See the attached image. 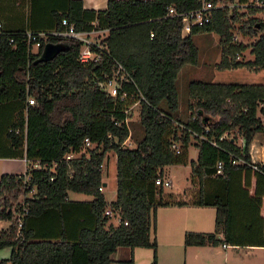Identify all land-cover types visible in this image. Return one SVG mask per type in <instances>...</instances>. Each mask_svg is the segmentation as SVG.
Listing matches in <instances>:
<instances>
[{
  "label": "trees",
  "instance_id": "16d2710c",
  "mask_svg": "<svg viewBox=\"0 0 264 264\" xmlns=\"http://www.w3.org/2000/svg\"><path fill=\"white\" fill-rule=\"evenodd\" d=\"M170 5L186 11L197 2L107 0L104 9L94 10L84 8L81 0H69L63 17L50 31L61 29L62 19L77 31H106L101 41L107 52L98 63H80V41L54 36L48 42H63L67 47L52 60L35 62L43 46L36 54L28 52L26 30L0 33V105L20 104L12 121L0 118V157L27 163L24 174L0 175V219L9 221L0 230V249L10 248L9 257L0 259V264H110L111 254L124 246L152 248L151 264H156L157 243L150 239L156 228V210L185 204L155 184L163 179V167L187 163L190 138L198 148L196 160L190 161L192 177L215 174L218 162H222L219 171L245 167L230 163L231 156H239L242 150L249 161L252 136L264 131L257 115L264 113L259 108L264 84L192 80L188 83L190 117L179 123L177 76L184 65L197 64L193 36L199 32L218 35V68L264 69V20L252 17L243 22V33L256 37L248 44L232 39L231 24L239 13L235 9L216 10L209 24L183 35L180 18L167 16ZM248 9L250 14L264 10ZM247 49L253 59L238 60ZM113 60L123 65L130 79L119 93L125 92L131 102L132 97L140 99L143 136L134 148L123 146L130 137L123 110L130 102H118L98 88L111 75ZM29 97L35 104L27 103ZM115 122L123 123L117 126ZM231 131L243 137V147L235 136L219 139ZM85 139L91 147H84ZM172 143H180L178 154ZM109 152L115 155L116 198L107 205L99 187L101 165ZM70 153L75 157L66 160ZM35 162L45 168H30ZM33 190L31 197L24 196ZM69 191L92 199L69 200ZM194 199V205L216 207L215 227L212 232H186L185 246L228 243V203L204 195ZM107 207L118 212L117 225L104 214ZM23 209L27 212L19 225L15 213H24ZM119 264L134 261L130 258Z\"/></svg>",
  "mask_w": 264,
  "mask_h": 264
},
{
  "label": "crops",
  "instance_id": "0c3cea01",
  "mask_svg": "<svg viewBox=\"0 0 264 264\" xmlns=\"http://www.w3.org/2000/svg\"><path fill=\"white\" fill-rule=\"evenodd\" d=\"M68 1L0 0V24L9 31H50L58 25L59 20L63 17ZM81 1L84 8L94 10H102L107 4V0ZM252 59L253 55L248 60ZM224 71L236 73L237 76L246 80L231 83L264 84V69L257 72L247 71L243 74L240 73L242 70L233 68L224 69ZM215 82L229 83L228 81ZM19 108V102L0 105V118L12 121ZM259 108L264 109V101L259 103ZM257 115L264 122V113L258 112ZM234 132L237 144L243 147L245 145L243 137L236 131ZM247 153L253 166L228 167L224 171L218 170L209 177H192L191 165L188 166V161L182 164L187 169L186 171L191 173V181L196 185L194 188L196 195H204L210 199L217 198L229 205L231 211L230 239L232 241L229 239L228 243H221L225 264H264V131H257L253 134L248 144ZM5 160L25 162L20 158L0 157V161ZM3 173L12 174L6 167L1 169L0 174ZM105 185L106 183H102L101 186ZM194 193L192 194L194 195ZM67 198L73 201H89L92 196L87 200ZM173 199L185 204L158 207L156 210V228L155 231L152 230L156 234L153 237L157 243L156 264H186L185 261L183 262V257H185L188 247H199L198 249L208 247L213 250L219 246L212 244L185 246L184 244L186 232H211L214 230L216 207L194 205V197L187 200H178L174 197ZM153 238L150 235V239ZM218 238L222 239L223 234L219 233ZM6 253L2 257L3 259L9 257L10 248ZM133 255L135 256V248L130 250L117 248L111 254L110 264H119L120 261L133 259ZM133 261L136 264L135 260Z\"/></svg>",
  "mask_w": 264,
  "mask_h": 264
},
{
  "label": "rangeland",
  "instance_id": "374dc122",
  "mask_svg": "<svg viewBox=\"0 0 264 264\" xmlns=\"http://www.w3.org/2000/svg\"><path fill=\"white\" fill-rule=\"evenodd\" d=\"M243 16H240L241 13H238V20L232 22L231 31L236 36L237 43L248 44L253 42L256 37H252L249 35H245L240 29V27L244 24L248 18H257L258 20H264V10L258 11L256 13L250 14L248 10H241ZM241 14V15H242ZM102 32V31H97ZM96 38H100L103 36V33H96ZM193 41L198 48L199 56L198 62L195 65L186 64L184 65L177 76V90L179 95V109L178 118L179 123L185 122L190 117V110L188 108L189 95H188V83L192 80H203L208 82L215 81H228V82H243V78H240L236 75V73H227L224 69L218 68V64L221 59V45L219 41V37L215 33L210 32H199L193 36ZM249 58H252L249 49L243 52L240 55V59L246 61ZM238 70L240 73L250 72L247 68H240ZM161 108L164 110L165 105L162 104ZM140 105H136L132 108V115L128 120L129 127V135L130 138L124 147L134 148L137 144V141L140 140L143 136V127L140 123V115H139ZM236 134L235 132H233ZM232 133V134H233ZM191 144L188 147L187 151V161L188 166H190L191 160H196L197 157V147L193 144L194 140L190 138ZM178 146L180 143H177ZM180 147V146H179ZM2 162V163H1ZM102 167V183H106L103 187L102 193L105 197V201L107 205L113 202L116 198V163H115V155L113 152H109L107 154V158L103 161ZM9 169L12 174H24L26 171V163L20 160H10V161H0V171L1 169ZM185 167L182 164L166 166L163 169L164 180H168L171 182L170 186H163V192L166 194H171L172 197L180 200H187L191 197H196L197 195L194 193V188L196 185L191 181L190 172L186 171ZM190 171V169H189ZM1 175V174H0ZM34 193V190L27 193L24 196L31 197ZM194 193V195L192 194ZM68 197L70 199H79V200H87L90 199L91 196L80 193V192H68ZM20 200L23 196L19 197ZM112 225H117L118 220L116 218H111L109 221ZM9 225L8 220L0 219V230L6 229ZM212 229V228H211ZM212 232V230H211ZM153 238L156 236L155 233L151 230L150 233ZM219 246L210 248H200L199 247H188L187 253L185 257H183V262L186 264H225L224 251L221 248V243L217 244ZM119 249L124 248V250H130L135 248V256L133 260H135L136 264H151L152 263V248L145 247H118ZM192 248V249H191ZM212 250V251H211ZM9 252V248L0 249V259H3L4 255ZM168 264V263H166Z\"/></svg>",
  "mask_w": 264,
  "mask_h": 264
},
{
  "label": "built area",
  "instance_id": "2783aa9c",
  "mask_svg": "<svg viewBox=\"0 0 264 264\" xmlns=\"http://www.w3.org/2000/svg\"><path fill=\"white\" fill-rule=\"evenodd\" d=\"M197 6L195 8L186 10V11H178L175 6L170 5L167 6V16H174L180 18L181 23V32L183 35L190 34L193 29L195 28H201L209 24L213 18L214 12L216 10H228L233 11L235 9L239 13L241 10H248L249 7L253 8H262L264 9V0H196ZM4 31V27L0 24V33ZM98 31V30H97ZM96 30L91 31H77L73 25L68 24L66 19H62L61 22V29L55 30V31H26V43L28 46V52L31 54L38 53L41 46L44 47V45L48 42L49 36L54 37H63V38H73L78 41H80L81 45L79 48V54H78V61L83 64L87 63H98L101 61V56L104 52H107L105 45L102 44V38L106 34V31L99 30L102 32H97ZM96 33H103V36L100 38H96ZM150 36L152 37L153 34L151 33ZM233 41H236V36L233 35ZM9 41L12 43L13 38H10ZM43 49V48H42ZM42 52V51H41ZM240 59V56L238 57ZM112 72L111 75L104 77L103 81L98 83V88L103 90L108 96L113 98L114 100L118 102L126 103L127 101L130 102V104H127L125 109L123 110L125 118L124 123L126 124L128 130V120L130 116L132 115V108L136 105H140V99H134L132 97L133 101L131 102L130 99H128V95L125 92L119 93L120 89L122 88L124 83H129L130 79L128 77V73L124 69L123 65L119 63L116 60L112 61ZM143 99V97L141 98ZM27 103L29 105L35 104V100L32 97H29L27 99ZM122 122V123H123ZM121 122H115V125L120 126L122 124ZM231 131L229 134L224 133L219 139H223L226 136H235V134ZM110 137V135H108ZM130 137H128L124 143H127ZM215 144V143H213ZM92 143L88 140H84V147H91ZM171 148L175 150V153L178 154L180 152L179 146L177 143H172ZM245 153L242 150L241 154L239 156H231L230 163L232 165H245V166H253V163L251 161H247L245 158ZM75 156L70 153L65 156V159L68 160L70 158H74ZM25 160V159H24ZM26 163V160H25ZM27 164V163H26ZM55 165V164H54ZM217 168L220 170L222 168V162L217 163ZM30 168H45V166H42L39 162L31 163L29 164ZM103 167V164L101 165V168ZM156 185L163 186H170L171 182L168 180H164L161 178H158L155 180ZM102 186L99 187V190H102ZM24 213H15V217L17 218V221L19 222V225L21 223L22 216L27 212V209H23ZM104 214L111 218H116L118 220V223L120 221V217L118 212L113 211L111 208L107 207ZM126 224V223H125Z\"/></svg>",
  "mask_w": 264,
  "mask_h": 264
},
{
  "label": "water",
  "instance_id": "95a60500",
  "mask_svg": "<svg viewBox=\"0 0 264 264\" xmlns=\"http://www.w3.org/2000/svg\"><path fill=\"white\" fill-rule=\"evenodd\" d=\"M67 45L63 42L52 43L47 42L35 62H45L52 60L59 52L63 51Z\"/></svg>",
  "mask_w": 264,
  "mask_h": 264
}]
</instances>
